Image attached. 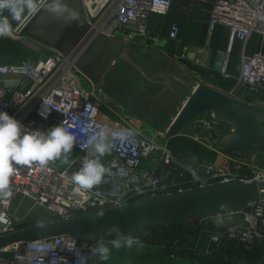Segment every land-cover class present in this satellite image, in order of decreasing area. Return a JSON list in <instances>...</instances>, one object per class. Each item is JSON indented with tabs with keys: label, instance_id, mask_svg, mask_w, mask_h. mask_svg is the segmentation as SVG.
Here are the masks:
<instances>
[{
	"label": "built area",
	"instance_id": "built-area-1",
	"mask_svg": "<svg viewBox=\"0 0 264 264\" xmlns=\"http://www.w3.org/2000/svg\"><path fill=\"white\" fill-rule=\"evenodd\" d=\"M213 11L209 22L212 34L218 24L230 30V47L218 50L215 68L227 78L229 54L233 42L239 39L243 50L236 86L230 92L248 90L264 92V52L246 53L253 34L264 36V0H212ZM173 0H81L84 16L94 34L122 36L128 43L137 35H148V19L151 14L166 15ZM180 27L172 23L169 36L177 39ZM20 43L32 55L19 63H0V111H6L18 120L26 131L47 133L55 126L68 128L75 137L73 149L77 155L64 165L50 162L41 168L17 166L12 178L13 195L7 205L0 202V211L6 212V220L0 221V235L18 230L19 222L10 216L12 198L16 194L32 198L36 204L50 213L52 220L79 213L116 207L148 195H158L205 186L218 181L242 179L264 180V165L258 153L239 158L227 152L217 153L211 161L175 153L167 144L143 135L127 126L123 120L107 118L92 89L84 83L82 74L67 56L54 51L44 42L13 29L12 34L0 37ZM7 76H14L7 80ZM255 105V104H254ZM103 127L106 142L111 151L99 157L106 174L99 185L92 189H80L71 181L85 159H95L98 154L89 139ZM132 129L135 135L126 141L112 137V132ZM195 173V177L193 176ZM109 185L119 190H107ZM243 213L245 225L231 224L225 230L209 232L208 242L201 252H216L222 247L223 238H230L244 250L255 249L264 240V199L248 206ZM140 241L141 237L133 239ZM40 241L53 248L60 257H67V264H76V257L67 249L74 246L82 254L86 264H99L90 251V243H82L70 235H60ZM29 242V241H27ZM27 242L0 249V264H49L51 257L43 253L29 252ZM256 264H264V259Z\"/></svg>",
	"mask_w": 264,
	"mask_h": 264
},
{
	"label": "water",
	"instance_id": "water-1",
	"mask_svg": "<svg viewBox=\"0 0 264 264\" xmlns=\"http://www.w3.org/2000/svg\"><path fill=\"white\" fill-rule=\"evenodd\" d=\"M79 15V22L66 23L46 10V0H39L40 11L28 14L13 29L44 42L54 51L69 57L78 70L93 84L108 86L106 77L117 60L128 50L122 36L96 33L86 20L81 0H66ZM8 13L5 12V15ZM177 96L174 105L179 112L165 130L168 137L189 131L222 150L240 153H261L264 157V109L248 103L204 82L192 81L168 74L163 79ZM207 112L208 126L195 118ZM157 126V124H156ZM232 127L235 133L224 141L221 130ZM119 190L109 185L107 190ZM264 199V180L230 179L205 186L187 188L158 195H148L126 204L91 210L62 219L45 221V227L32 224L0 235V249L8 246L70 235L82 243L96 240L137 238L146 236L156 226L184 224L194 218H214L244 211ZM102 213V215H100ZM115 229L116 231H110ZM123 240V239H122Z\"/></svg>",
	"mask_w": 264,
	"mask_h": 264
},
{
	"label": "crops",
	"instance_id": "crops-1",
	"mask_svg": "<svg viewBox=\"0 0 264 264\" xmlns=\"http://www.w3.org/2000/svg\"><path fill=\"white\" fill-rule=\"evenodd\" d=\"M212 11V0H173L171 8L166 15L151 14L148 19V35H137L135 40L129 44L130 48L128 47L127 51L132 49L130 53L134 54V59H132V62L129 60L127 61L136 67L139 71L138 76L141 78L142 76H146L143 74L145 70L154 76L163 74L162 76L160 75L161 80L159 82L150 79L155 85L153 94H151L153 96L152 105H148L149 110L145 112L140 110L137 105L133 104V98L139 99V96L136 97L134 94L132 95L123 91L122 86L116 82L117 76L120 74V71L118 70L116 73V70L123 69L122 67L120 68V66L117 68V64H120V61H122L123 54L106 77L108 86L95 85L87 77L84 78V83L94 90V96L101 104L102 113L107 118L123 120L127 126L133 128L135 131L156 140V135H158L159 131L156 133L150 132L147 129L148 127L143 126L144 124H141V122L136 119H141V116H145L143 119L144 123H146L148 119L153 120L154 124L150 125L155 128L159 127H156V122L161 123V120L167 121L169 118L173 120L171 117L174 110L177 108V106L174 105V100L177 95L170 90L169 84L163 80L166 75L172 74L183 80L192 81L193 86L204 82L229 94L233 90L237 80L236 78L240 72L243 46L239 39L233 42L228 64L231 76L227 78L221 76L215 68V61L218 59V50H227L230 47V30L227 26L218 24L212 34L209 33L208 27ZM172 23H177L180 27L177 39H171L169 36ZM259 37H261L259 34H253L251 36L246 47L247 54H253L258 51L264 52V46L261 48ZM9 45L11 46L7 47L6 43L1 45L0 63H19L32 56L30 52L20 45L13 42L9 43ZM140 53L156 57L161 55L165 63L163 67L159 68L157 65L147 62L146 59L145 61H141V58L139 59L137 57V55H141ZM121 65H124V63ZM121 76L122 74H120V77ZM13 78L14 76L6 77L7 80ZM141 78H139V80ZM2 84L3 80L0 81V86ZM241 93L245 92H238V96L245 100H249L257 106L259 103L264 102V92L258 94L246 92L245 95ZM139 101L140 100H137V102ZM152 111L154 112L153 114ZM146 112L149 113V116L145 114ZM170 123L171 121H169V125ZM162 130L164 129H161V131ZM186 133L187 132L183 131L180 136L193 137ZM180 136L162 138L165 143L158 142L169 144ZM183 139L180 140L179 143L181 147V141H183ZM203 145L207 148L209 147L207 146L208 142L206 140H204ZM73 150L74 149L68 154V160L74 155ZM193 153L192 157L194 158L200 159L205 156L207 157V155L204 156L198 152ZM214 157L215 155L213 158ZM31 199L32 198L22 196L21 194L13 196L10 214L15 221H18V218L21 217L31 222L41 217L43 214L42 207L32 202ZM239 213L242 214V212ZM240 214H228L222 216L220 219L225 222L223 225H231L241 222L240 218L234 216ZM189 223L190 222H186L185 224L174 227L166 226L168 227L166 228L167 232L165 234H160V238L162 237V239L159 243L141 239L143 241L142 244L133 240L134 248L132 249L136 252L138 250L140 252H150L151 250L159 252H201L208 242V235L206 234L208 230L205 228H197L198 223ZM171 230H173V232H170ZM112 240L114 239L102 240L103 243L110 248V252L127 246L125 241L122 240V246L116 249L112 247L110 243ZM97 242L90 243V247L95 246ZM229 243H233L235 246L241 248L239 244L232 240H229ZM260 243L264 244V240H261ZM225 252H230V250H225Z\"/></svg>",
	"mask_w": 264,
	"mask_h": 264
},
{
	"label": "clouds",
	"instance_id": "clouds-1",
	"mask_svg": "<svg viewBox=\"0 0 264 264\" xmlns=\"http://www.w3.org/2000/svg\"><path fill=\"white\" fill-rule=\"evenodd\" d=\"M46 10L58 18H64L66 23L79 22L78 13L69 8L66 0H46ZM39 11V0H0V37L12 34L13 22L19 23L25 15H35ZM5 12L8 14L5 15ZM111 135L123 142L135 133L132 129L125 128L114 131ZM106 140V130L103 127L89 139L88 143L94 146L98 156L95 159H85L80 170L72 175L71 181L78 188L92 189L102 182L106 168L99 157L111 151ZM74 141L75 137L64 126H55L47 133L39 130L26 131L18 120L6 111H0V202L6 206L13 195L11 181L17 173V166L31 167L36 164L44 168L61 157L66 163ZM193 176L195 177V173ZM6 218V212L0 211V221ZM37 227H45V222L37 221ZM122 239L129 247L133 244L132 238L120 237L110 241L112 247L119 249L122 246ZM27 249L29 252L49 255L51 257L49 264H67V257L58 256L53 248L40 241L27 242ZM67 251L76 257V264H86L82 254L74 246ZM90 251L101 261H107L110 255V248L102 240L91 247Z\"/></svg>",
	"mask_w": 264,
	"mask_h": 264
},
{
	"label": "rangeland",
	"instance_id": "rangeland-1",
	"mask_svg": "<svg viewBox=\"0 0 264 264\" xmlns=\"http://www.w3.org/2000/svg\"><path fill=\"white\" fill-rule=\"evenodd\" d=\"M11 42H13L17 45H20V43H18V42H14L12 40L4 39L0 43V49H1V45L3 43L4 44L6 43L7 47H10L11 45H9V43H11ZM259 43L261 44V48H263L262 46H264V36L259 37ZM4 46H6V45H4ZM130 50H132V49H130ZM130 50L125 51L123 58L121 59L122 61H120V64H117V68H118V66H120V68L122 67L123 69H117L116 70V73L119 70L120 74H122L121 77H120V74H119V76H117L116 82L122 86L123 91L130 93L132 95L134 94V96H136V97L139 96L138 97L139 99L133 98V104L137 105L140 110L145 112V111L149 110L148 105H150V104L152 105V102H153V96L151 94H153L155 85L152 81H150V79L159 82L161 80V76L163 74H159L158 76H154L153 74H149L148 71L145 70L143 74H145L146 76H142V78L139 77L138 76L139 71L136 69V67L131 65V63L129 62V61L132 62V59H134V56H133L134 54L130 53L131 52ZM7 51H9V50H7ZM0 54H1V52H0ZM140 54L141 55L140 56L137 55V57L139 59L141 58V61H145V59H146L147 62H150L154 65H157V67H159V68L163 67V65L165 63L163 61L164 58L161 55L156 57V56H151L148 54L146 55L144 53H140ZM127 60H129V61H127ZM122 63H124V65H121ZM139 78H141L140 79L141 81L139 80ZM86 86L88 87L87 84H86ZM235 86H236V83L234 84V87ZM92 91L94 92V90H92ZM241 92L249 93L250 91L242 90ZM245 93H241V94L245 95ZM250 93L253 94L252 92H250ZM230 95H232V94H230ZM232 96H234V95H232ZM137 100H140V101L137 102ZM258 107H261L262 109H264V102L259 103ZM178 109H179V107L177 106V108L174 110V112L172 114V117H171L172 119L179 112ZM145 114L147 116H149L148 112H146ZM207 117H208L207 112L201 114L199 116V118H195L192 121V123H190V126L191 125L194 126L197 122L200 124H205V126H208L209 123L207 122ZM140 118L141 119L138 118L136 120L137 121L139 120V122H141V124L143 123L144 124L143 126L148 127L147 129L150 132L156 133L157 131H159L160 134L158 133V135H156L157 136L156 141L165 143L164 139H162V138L168 137L167 134L165 133V130L167 129V127L169 125V121H172V120H170V118L167 121L161 120V123L159 122L156 126V127H158V126L159 127L155 128V127H151V125L147 121H146V123H144L143 119L145 118V116L144 117L141 116ZM263 128H264V122H263ZM161 129H164V130L161 131ZM227 131H228V129L226 127H224L221 130L222 133H225ZM185 132H187L186 134H190L193 137H184V136L179 135L180 137H178V138H185V139H183L184 141H181V142H184L182 144L192 145L194 142H198L204 148H207L205 145H203V143H204L203 138L195 135L192 132H189V131H185ZM167 145H169L175 151V153L177 152L178 154L187 155L189 157H192L194 154L193 150L183 149L179 144L169 143ZM207 146H209L208 148H209V150H211L210 152L213 155H216L217 153H220V152H227L229 154L235 155V156H237L239 158H243V159L248 158V155H249V152L240 153V152H237L235 150H222L220 146L211 144L210 142H208ZM73 152H74V155L67 162H69L73 157H75L77 155V151L75 149L73 150ZM258 155H259V157H261V156L263 157V155H261V153H259V152H258ZM263 160H264V157L262 159V162L264 165ZM58 161H59V164H61V165L65 164V162H63V160H62V157L60 159H58ZM31 200H32V202L36 203L33 199H31ZM38 206H40V205H38ZM40 207H42V206H40ZM42 209H43V214L41 215V217L38 220H34V221L30 222V221L26 220L25 218H21V217L18 218L17 222L20 223L19 226H26V225L29 226V225H32L33 223L36 224V222L39 220H43L44 222L52 220L49 217L50 213L46 212L44 207H42ZM236 214H240V213H236ZM10 216L12 217L11 214H10ZM234 216H237L238 218L241 219V222L235 223V224L241 225V226L245 225V221L243 219V213L240 215H234ZM220 218H222V216L214 217V218H205V219L194 218L188 222H190L189 224L198 223L197 228H199V229L205 228L206 230H208L207 233L205 232L208 235L209 232H214V231H217V232L222 231L223 232L225 230L226 226H228V225H223V224H225V222L221 221ZM199 224H201V225H199ZM205 226H207V227H205ZM163 230L164 229L162 228V226H156L151 231V235L154 236V239L156 240V242L160 241V239H158V238H160V234L163 233ZM229 240H230V238H226V236H225L223 238L222 247L218 251L211 252V253H206V252H159V251H153V250H151L150 252H140L138 250L136 252L132 249V248H134V245L132 244L131 247L125 246V247H121V249H119V250H115V251L112 250L110 252V255H109V258L107 261H101L98 256H97V259H98L99 264H256L264 258V244L263 243L262 244L260 243V245L257 246L255 249L248 251V250H244L243 248H239V246H235L233 243L230 244ZM137 243L143 244V241L140 240V241H137ZM228 249L230 250V252H225V250H228Z\"/></svg>",
	"mask_w": 264,
	"mask_h": 264
},
{
	"label": "trees",
	"instance_id": "trees-1",
	"mask_svg": "<svg viewBox=\"0 0 264 264\" xmlns=\"http://www.w3.org/2000/svg\"><path fill=\"white\" fill-rule=\"evenodd\" d=\"M183 138H178V139H176V140H173L172 141V143H175V144H179L180 142V140H182ZM184 141V140H183ZM180 145V144H179ZM181 145H182V147L183 148H185V149H191V150H193L194 152H198V153H201V154H203L204 156L205 155H207V157L205 158V157H202V158H200V159H202V160H208V161H211L212 160V158H213V154L210 152L211 150H209L208 148H204L200 143H198V142H194L192 145H185V144H182V142H181ZM177 153V152H176ZM185 224V223H184ZM177 225H181V224H169V225H163L162 226V228L164 229L163 230V234H165L166 232H167V229L166 228H168V227H174V226H177ZM166 226H168V227H166ZM22 227H25V226H18V229H20V228H22ZM155 228V227H154ZM153 230V228L149 231V233L146 235V236H143V237H141V239L142 240H147V241H149V242H153V241H155V243H159V242H156V240L154 239V236L153 235H151V231ZM170 232H173V230H171ZM149 237V238H148ZM158 239H162V237L161 238H158ZM98 240H96V241H92V242H97ZM91 242V243H92Z\"/></svg>",
	"mask_w": 264,
	"mask_h": 264
},
{
	"label": "bare ground",
	"instance_id": "bare-ground-1",
	"mask_svg": "<svg viewBox=\"0 0 264 264\" xmlns=\"http://www.w3.org/2000/svg\"><path fill=\"white\" fill-rule=\"evenodd\" d=\"M235 133V128L232 127L230 131H228L225 136H224V141L229 140L230 138H232V136Z\"/></svg>",
	"mask_w": 264,
	"mask_h": 264
},
{
	"label": "flooded vegetation",
	"instance_id": "flooded-vegetation-1",
	"mask_svg": "<svg viewBox=\"0 0 264 264\" xmlns=\"http://www.w3.org/2000/svg\"><path fill=\"white\" fill-rule=\"evenodd\" d=\"M154 112L152 111V114H153ZM151 115V114H150ZM149 124H151V125H153L154 123H153V120H150V119H148V121H147ZM155 122V121H154ZM156 124H158V122H156ZM259 159H260V161L262 162V159H263V157L261 156V157H259ZM264 161V160H263ZM263 163V162H262Z\"/></svg>",
	"mask_w": 264,
	"mask_h": 264
}]
</instances>
